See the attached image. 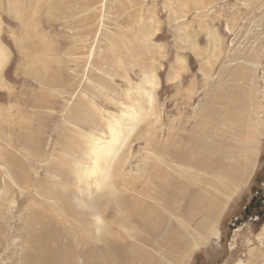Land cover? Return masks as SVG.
<instances>
[{"label": "rangeland", "instance_id": "374dc122", "mask_svg": "<svg viewBox=\"0 0 264 264\" xmlns=\"http://www.w3.org/2000/svg\"><path fill=\"white\" fill-rule=\"evenodd\" d=\"M13 1L0 0V264L23 262L21 246L10 235L40 199L37 196L45 193L39 184L57 178L77 192L73 163L90 166L89 143L92 138L109 140L112 126L120 130L122 140L109 164L111 173L128 158L123 171L128 176H116L118 182H136L140 167L148 166L145 160L150 164L165 155L156 152L155 144L184 146L202 131L194 125L206 121L212 130L218 129L224 166L232 161L229 147L237 139L231 125L239 123L238 117L253 107L264 125V0H198L203 22L208 21L201 27L200 51L178 41L174 23H159L169 16L170 0H57L60 7L48 10L33 0H18V5ZM156 30L160 33L153 34ZM154 42L164 45L155 47ZM44 77L54 84L43 82ZM216 93L220 102L213 97ZM206 101L218 113L217 120L201 115ZM130 108L139 116L136 123ZM200 132L199 143L212 141L208 130ZM250 134L255 155L248 178L228 199L217 222L218 236L195 247L184 264H248L252 253L245 248L255 243L253 235L264 222V214L255 215L260 210L250 217L243 213L255 192L264 191V131L258 128L245 138ZM165 167L181 176L193 173L175 160ZM22 176L28 185L23 186ZM52 213L62 220V211ZM195 224L181 223L190 234ZM126 238L133 242L130 235ZM155 257L153 264H174L161 252Z\"/></svg>", "mask_w": 264, "mask_h": 264}, {"label": "bare ground", "instance_id": "6f19581e", "mask_svg": "<svg viewBox=\"0 0 264 264\" xmlns=\"http://www.w3.org/2000/svg\"><path fill=\"white\" fill-rule=\"evenodd\" d=\"M33 1L35 4L43 5L40 9L48 10L54 5L60 7L57 0H51V2ZM13 2L16 5L19 4L18 0ZM68 10L69 13L74 14L75 10L67 8L66 11ZM1 56L4 57L3 53ZM42 81L47 82L48 85L54 84L49 77H44ZM147 95L149 98L150 92ZM213 97L215 101H219L217 93ZM229 97H233V93ZM210 99L208 98V100ZM215 101L212 100L214 103ZM206 102L209 104L205 103L206 108L204 107V111L201 110V115H207L211 119L217 120L218 113L214 112L209 101ZM228 102L232 103L230 100ZM231 108L233 107L230 106ZM130 110V116L132 118L135 116L133 120L131 118V121L136 123L135 119L137 117L139 119V116L133 113V108ZM247 112V115L238 117L239 123L231 125L230 122L232 135L237 139V142L229 147L231 150L230 160L232 161L228 165H223L224 157L222 158L221 153L224 150V145L219 143L220 132L218 129L212 130V127H209L212 125L208 126V123L204 121L202 124L194 125V129H202L203 132L208 130L212 138L211 142L206 140V142L199 143L200 130L198 134L195 133L196 139L197 136L199 137L198 140L189 133L191 136L190 139L188 138L189 142L177 149L170 146L158 147V144H155L156 152L165 155L153 159L152 162H149L150 164H147L145 160L144 163L148 166L140 167L136 182L131 178H120V182H118L116 173L127 175L123 171H125L128 158L120 160L118 166L113 169L116 173H111L109 164L110 162L112 164L114 154L119 152L117 149L120 147V140H122L120 130H115V126L114 128L112 126L109 140L92 138L88 154L92 164L88 166L78 161L73 163V167H75L73 169L74 183L76 182L77 192L73 190L75 186L72 187L67 181L46 177L48 180L39 184L40 187L46 189L45 193H40L37 196L40 199L36 198L35 206L28 207V215L10 235L16 238L21 246L22 263L80 264L82 261V264H153L157 262V257H155L157 251L163 253L168 262L184 264L195 247L218 236L217 222L228 199L244 184L251 172L255 142L251 134L248 139L245 136L258 128L264 131V125L257 120L258 111L256 108L250 107ZM206 117L204 118L206 119ZM112 123L108 124L109 127ZM212 123L214 122H210V124ZM118 125L119 129L123 126ZM119 137L120 139H118ZM189 151L194 154L192 153L193 155L190 157L185 156ZM8 156L6 155V158ZM0 159L2 158L0 157ZM10 160L7 161L10 162ZM174 160L179 166L187 167L193 173L189 176L186 174L181 176L179 171L169 170L165 167ZM115 163L117 162L115 161ZM208 173L210 176L207 175ZM4 175L11 180L7 173ZM91 177L93 178V182H91L93 187L87 181ZM134 177L136 179V176ZM22 180H24L23 186H25L27 183L24 176H22ZM3 181L5 185H8L6 179ZM54 189H58L59 192ZM35 190L39 191L38 187ZM55 210L62 211V220L58 221V217L53 215L52 212ZM1 217L0 214V219ZM194 221H196L193 228L194 233L190 234L181 223H193ZM129 224L132 226L129 227ZM119 226L124 229H120ZM127 235L133 238V242L131 240L128 243Z\"/></svg>", "mask_w": 264, "mask_h": 264}, {"label": "crops", "instance_id": "0c3cea01", "mask_svg": "<svg viewBox=\"0 0 264 264\" xmlns=\"http://www.w3.org/2000/svg\"><path fill=\"white\" fill-rule=\"evenodd\" d=\"M171 1H174V4H171ZM170 2L168 3V15L170 16H168V18L166 19L159 18V23L163 24L164 21L166 22V25L167 22L169 23V25H172L174 23L173 28L176 29V27H178L179 29V32H176V30H174L175 36L179 38L178 41L181 43L190 42V45H192L193 47H199L195 49V51H200L202 43L199 38L203 37L204 34L203 28L201 27L204 26V24L207 25L208 21L203 22L204 18L206 17L201 16L203 14L200 13L201 6L199 2L197 0H170ZM158 33H160V30H156L153 34ZM157 43L158 44H155L154 42L151 45H155V47H160L164 45L162 42ZM253 236L254 240L252 241H254L256 244L252 243L251 245H247L250 244V239H248L249 243L248 241L245 243L247 245V247L245 248V252L247 251V253H252L248 254L250 255L249 259L247 258L248 264H264V222L261 227L257 229ZM241 243L238 244V242L235 241V245H241Z\"/></svg>", "mask_w": 264, "mask_h": 264}, {"label": "flooded vegetation", "instance_id": "af4514ba", "mask_svg": "<svg viewBox=\"0 0 264 264\" xmlns=\"http://www.w3.org/2000/svg\"><path fill=\"white\" fill-rule=\"evenodd\" d=\"M259 200L257 199L256 196H253L249 202L248 205L246 206V208L244 209L243 213L244 214H251L252 212L259 211L261 210V205L259 204Z\"/></svg>", "mask_w": 264, "mask_h": 264}]
</instances>
